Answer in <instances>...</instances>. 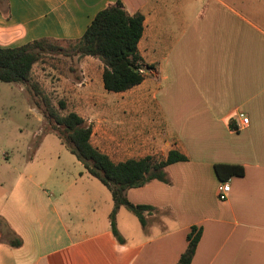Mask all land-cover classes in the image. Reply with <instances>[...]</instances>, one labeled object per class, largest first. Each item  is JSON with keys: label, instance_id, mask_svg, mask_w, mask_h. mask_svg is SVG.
Segmentation results:
<instances>
[{"label": "crops", "instance_id": "0c3cea01", "mask_svg": "<svg viewBox=\"0 0 264 264\" xmlns=\"http://www.w3.org/2000/svg\"><path fill=\"white\" fill-rule=\"evenodd\" d=\"M115 1L0 0V47L78 38ZM119 1L129 14L143 15L137 49L144 78L101 102L85 74L80 99L87 118L73 112L91 125V144L113 162L165 158L171 150L186 159L164 168L167 183L127 189L131 203L154 210L142 226L120 206L118 242L110 192L103 184L107 192L89 189L85 175L93 176L61 142L68 163L55 159V177L63 181L71 173L64 166H71L68 204L54 205L32 175L17 180L0 208L7 232L0 264H176L191 226L201 236L190 264H264V0ZM101 73L102 64L98 88ZM215 164L243 167L242 175L226 179L224 200ZM16 238L21 244L11 246Z\"/></svg>", "mask_w": 264, "mask_h": 264}, {"label": "trees", "instance_id": "16d2710c", "mask_svg": "<svg viewBox=\"0 0 264 264\" xmlns=\"http://www.w3.org/2000/svg\"><path fill=\"white\" fill-rule=\"evenodd\" d=\"M143 32V15L129 14L117 0L95 13L83 34L75 39L40 37L16 47H0V80L25 83L31 79V69L49 51H58L68 43L79 56L97 58L102 64V85L106 91L122 92L142 82L144 69L137 44ZM147 68V67H145ZM63 107L62 102H60ZM48 116L54 122L55 132L71 154L79 160L86 172L103 184L111 194L113 207L109 214L110 228L118 242H123L115 225V214L120 206L131 211L142 226L145 215L153 206L133 204L126 197L129 188L140 187L150 180L167 183L164 168L176 161L185 160L181 153L171 150L165 158L144 156L113 162L108 155L90 142L91 125L77 113L70 111L61 115L45 101ZM63 127L59 131L58 127ZM214 170L220 181L232 175L243 174V167L230 164H215ZM201 228L191 226L186 234L187 245L176 264H190ZM19 238L10 242L19 246Z\"/></svg>", "mask_w": 264, "mask_h": 264}, {"label": "rangeland", "instance_id": "374dc122", "mask_svg": "<svg viewBox=\"0 0 264 264\" xmlns=\"http://www.w3.org/2000/svg\"><path fill=\"white\" fill-rule=\"evenodd\" d=\"M2 4L5 7V3ZM100 69L101 63L97 59L79 56L68 43H63L60 50L42 56L33 68L30 81L0 80V208L6 196L13 193L17 180L27 182L28 175H32V183H38L54 205L56 200L68 204L73 186L67 181H70L73 170L65 165L64 168L71 171L70 175L62 178L63 181L55 177V159L68 163L67 152L47 114L45 101L61 115L78 110L83 118H87L82 109L84 102L80 99L84 85L81 80L85 74L92 77L91 91H96L99 101L115 98L116 92L103 88L101 76L98 77V88L95 79ZM143 69L145 73L146 68ZM57 129L61 131L63 127ZM85 176L93 184L89 185L90 190L101 188L107 192L96 178ZM122 210L130 214L126 209ZM2 229L0 221V240L7 233ZM5 255L1 253L2 258Z\"/></svg>", "mask_w": 264, "mask_h": 264}, {"label": "built area", "instance_id": "2783aa9c", "mask_svg": "<svg viewBox=\"0 0 264 264\" xmlns=\"http://www.w3.org/2000/svg\"><path fill=\"white\" fill-rule=\"evenodd\" d=\"M238 117L241 120L242 125H246L248 123V118L244 115V113H238ZM229 191L228 181H222L217 187V195L220 200H224L226 198V194Z\"/></svg>", "mask_w": 264, "mask_h": 264}]
</instances>
